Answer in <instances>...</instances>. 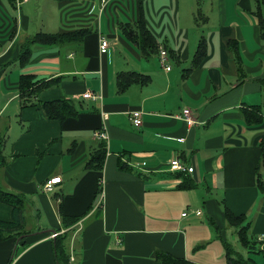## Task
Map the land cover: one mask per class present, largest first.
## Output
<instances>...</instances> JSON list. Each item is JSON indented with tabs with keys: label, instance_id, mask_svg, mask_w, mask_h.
<instances>
[{
	"label": "crops",
	"instance_id": "crops-1",
	"mask_svg": "<svg viewBox=\"0 0 264 264\" xmlns=\"http://www.w3.org/2000/svg\"><path fill=\"white\" fill-rule=\"evenodd\" d=\"M7 2L17 1L0 0V131L7 160L15 157L0 180L26 197L30 234L24 245L13 237L1 241L0 264H58L50 234L64 231L60 204L64 214L82 215L69 241L74 257L69 263L161 264L156 252H166L198 264H225L229 234L221 201L230 212L246 214L255 238L264 235V195L255 183L264 136V38L255 0H109L101 11V0H57L56 31L43 24L36 32H89L81 45H33L24 65L20 44L36 33L24 10L30 0H22L14 13ZM140 8L157 44L148 56L119 28L135 22ZM101 37L109 41L104 53ZM201 37L206 56L193 66ZM228 41L236 42L239 57ZM160 47L168 52L169 70L159 63ZM118 71L148 74L151 80L118 93ZM21 74L61 78L32 99L73 98L78 116L60 122L48 119L40 105L21 107ZM87 91L95 97L84 98ZM250 106L260 107L261 123L244 122L241 110ZM185 108L196 119L192 126L174 117ZM132 110L141 111V125L130 121ZM100 129L108 136L103 169H86ZM174 157L193 171L171 170ZM260 172L264 181V166ZM53 176L60 181L44 191L43 183ZM185 179L191 188L176 186ZM30 208L40 218L36 230L27 229ZM42 213L45 223L39 225ZM12 218L11 206L0 202V220ZM242 256L264 264L262 252L246 248Z\"/></svg>",
	"mask_w": 264,
	"mask_h": 264
},
{
	"label": "trees",
	"instance_id": "trees-1",
	"mask_svg": "<svg viewBox=\"0 0 264 264\" xmlns=\"http://www.w3.org/2000/svg\"><path fill=\"white\" fill-rule=\"evenodd\" d=\"M257 8L254 14L258 18V23L260 26L261 36L264 38V16L262 11L264 9V0H255ZM196 18L200 16L199 5L196 9ZM119 28L123 34L131 42L136 44L140 50V53L144 56L152 55L157 52V44L154 35L149 30L146 25V21L143 16V10L140 8L139 16L135 22H124L119 23ZM87 28H81L75 31L67 32H36L30 35L24 42L20 44V55L19 63L24 65L30 57L31 47L33 45H62L77 43L82 44L84 36L88 33ZM230 47L234 48L235 54L239 57L237 48L233 47L236 42L228 41L226 42ZM206 42L203 37H201L197 43L196 50L194 52L191 65L197 66L203 58L206 56ZM238 62L240 59H237ZM150 75L136 72V71H118L115 75V85L116 92L123 93L132 84H139L141 86L146 85L150 82ZM61 78H54L48 80L37 79L33 74H21L19 78V90L20 98L23 100L21 102V107L26 105L35 106L40 105L48 119H55L60 122L65 121L68 118H75L80 113V108L75 105L73 98L60 97L55 100L50 101H40L33 100L32 98L40 92V90L55 86ZM244 122L248 125H257L262 122L263 115L259 106H250V108H243L241 110ZM6 128V127H5ZM4 142H5V131H0V175L2 168L13 159L15 156H10L7 160V156L4 154ZM260 149V159L258 165L256 166V186L262 195H264V181L261 176V169L264 166V136L259 140ZM71 149V147H70ZM40 155V154H39ZM106 156V146L105 143L100 140L88 160H86L85 168L93 169L95 171H101L104 166V160ZM126 165V164H125ZM120 169H124V164L119 162ZM100 178V177H99ZM98 178V185L96 190V196H100L102 192V187L100 184V179ZM180 189L191 188L193 186L190 179H185L184 182H180L178 185ZM0 202L5 203L12 208L13 218L11 221L0 220V242L8 238H15L19 241L25 243L26 237L30 234V231L25 230V209H26V197L18 192H14L6 188L0 180ZM222 204L223 213L228 226H233L237 229V237L239 243L247 248L249 252H262L264 253V246L250 233L251 220L247 219L246 214L242 213L239 215L230 212V209L223 203ZM59 218L60 223L64 231L58 232V234L53 238V251L55 261L58 264H77L69 263V241L70 238L75 239L79 230H77V223L81 219L80 216H68L63 213L61 204L59 205ZM214 229L219 232L218 228L212 223ZM72 236V237H71ZM73 239V241H74ZM225 246V264H257V262L252 257H244L239 254L230 243L224 242ZM73 250V248H72ZM155 259L161 264H198L192 262L184 257L172 256L166 252H156Z\"/></svg>",
	"mask_w": 264,
	"mask_h": 264
},
{
	"label": "built area",
	"instance_id": "built-area-1",
	"mask_svg": "<svg viewBox=\"0 0 264 264\" xmlns=\"http://www.w3.org/2000/svg\"><path fill=\"white\" fill-rule=\"evenodd\" d=\"M17 1V0H16ZM22 0H19L18 1V5L19 3L21 2ZM109 0H101V8H100V11L103 9V7L108 3ZM17 5V6H18ZM109 47V41L105 38V37H101L100 38V42H99V50H100V53H104L107 51V48ZM168 52L166 50V48H163V47H160L159 50H158V60H159V63L161 65V67L164 69V70H169L170 69V64H169V59H168ZM83 97L84 98H94L95 95H93L92 93L90 92H85L83 94ZM191 112H190V109L188 108H185L182 110V113H179V114H176L174 117L178 118V119H182L183 121H185V123L188 125V126H192L196 123V119L190 115ZM105 116H103L102 118H104ZM129 119L130 121L135 125V126H139L141 125L142 123V120H141V111L139 110H132L130 113H129ZM105 119V118H104ZM105 130L104 129H100L98 131L95 132V136L99 139V140H102L105 144H106V141H107V133L104 132ZM169 168L173 171H186V172H192L193 171V167L192 166H185L182 161L177 158V157H174L170 160L169 162ZM61 177L60 176H53V177H50L48 179L45 180V182L43 183L42 185V189L44 191H51L54 187V184L58 183L60 181ZM100 183H102L100 181ZM200 211H197L196 213L198 214ZM182 215H185V212L182 213ZM77 225V230L81 227V225L79 224V222L76 224ZM58 234V232H52L50 234V237L54 238L56 235ZM260 243H261V246L263 247L264 246V235H259L257 236L256 238ZM70 259L73 260V255L70 256Z\"/></svg>",
	"mask_w": 264,
	"mask_h": 264
},
{
	"label": "rangeland",
	"instance_id": "rangeland-1",
	"mask_svg": "<svg viewBox=\"0 0 264 264\" xmlns=\"http://www.w3.org/2000/svg\"><path fill=\"white\" fill-rule=\"evenodd\" d=\"M18 1L19 0H17V2L14 4L7 2L8 4L7 10L14 13L15 10H17ZM56 6H57V0H30V2L25 5L24 10H25L27 17L30 20L29 27L30 29H35L33 30L34 31L33 33L41 29V27H43V24L45 25L46 28L52 29L51 31H56V21H55L56 14H57ZM51 31H45V32H51ZM31 211H32V208L29 209L28 214L26 215L27 229L36 230L38 228L37 226L38 219L40 218H38V214L36 213H34L33 216L30 215L29 212ZM42 223L43 225L45 223L44 213H42V219L41 221H39V225H42ZM45 227H48V226H45ZM80 228L78 230H80ZM228 234H229L228 241L232 245L234 250H236L239 254L244 255V253H246V248H244L237 240L238 238L237 229L233 226H228ZM234 237L235 238L237 237V238L234 239L236 241L233 243L231 238H234ZM72 248H73V245H70V255L69 256L73 255ZM73 260H74V257H73Z\"/></svg>",
	"mask_w": 264,
	"mask_h": 264
}]
</instances>
